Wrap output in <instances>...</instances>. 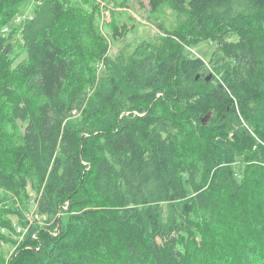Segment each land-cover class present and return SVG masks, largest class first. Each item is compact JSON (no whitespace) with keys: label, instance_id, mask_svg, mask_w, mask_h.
<instances>
[{"label":"trees","instance_id":"16d2710c","mask_svg":"<svg viewBox=\"0 0 264 264\" xmlns=\"http://www.w3.org/2000/svg\"><path fill=\"white\" fill-rule=\"evenodd\" d=\"M26 1L0 0V264H264V0H146L159 32L114 57L126 0L18 28Z\"/></svg>","mask_w":264,"mask_h":264},{"label":"rangeland","instance_id":"374dc122","mask_svg":"<svg viewBox=\"0 0 264 264\" xmlns=\"http://www.w3.org/2000/svg\"><path fill=\"white\" fill-rule=\"evenodd\" d=\"M121 1V0H119ZM127 7H116V5L108 4L104 6L100 13V27L105 35L109 38V55L116 56L117 54L128 53L135 44L139 43L143 39H150L156 35L159 30L150 22L146 20L149 15V7L146 0H126ZM33 1L27 0L26 3L21 7L18 17L13 23L14 26L20 28L21 22L31 13ZM115 9L118 13L115 14L113 21H118L120 24L126 23L128 32L123 38H117L110 41V31L106 22L112 20L111 10ZM169 12L166 11V14ZM169 15L164 17L165 22L168 21ZM235 38V36H234ZM215 47V42L212 40H202L195 45L188 46L186 49L192 55H198L204 60H207L211 55ZM98 72H100L101 67L98 65ZM207 75H216L214 71L207 70ZM210 79V78H209ZM238 167V164L236 165ZM30 215V214H29ZM23 234V233H22ZM21 238V237H20ZM20 239H18L19 241ZM14 246L12 245H2V250L6 253L7 258L13 252Z\"/></svg>","mask_w":264,"mask_h":264},{"label":"water","instance_id":"95a60500","mask_svg":"<svg viewBox=\"0 0 264 264\" xmlns=\"http://www.w3.org/2000/svg\"><path fill=\"white\" fill-rule=\"evenodd\" d=\"M197 78H198V75L196 76V79H197ZM209 78H210V75H207L206 79H209ZM210 115H211L210 112L207 113L204 117H202L201 122H202L203 124H205V123L209 120Z\"/></svg>","mask_w":264,"mask_h":264}]
</instances>
